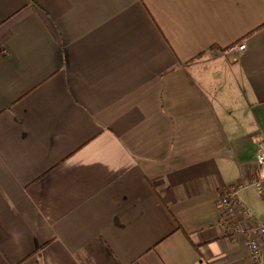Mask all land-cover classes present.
I'll use <instances>...</instances> for the list:
<instances>
[{
  "label": "crops",
  "instance_id": "1",
  "mask_svg": "<svg viewBox=\"0 0 264 264\" xmlns=\"http://www.w3.org/2000/svg\"><path fill=\"white\" fill-rule=\"evenodd\" d=\"M263 144L264 0H0V264H252Z\"/></svg>",
  "mask_w": 264,
  "mask_h": 264
},
{
  "label": "built area",
  "instance_id": "2",
  "mask_svg": "<svg viewBox=\"0 0 264 264\" xmlns=\"http://www.w3.org/2000/svg\"><path fill=\"white\" fill-rule=\"evenodd\" d=\"M244 42L235 43L232 49L242 50ZM256 172L244 183L235 185L245 187L251 185L264 196V144L259 147L255 154ZM219 206L223 208L230 234L240 237L248 250L252 264H264V224L256 219L247 209L239 206L234 196V188L222 192ZM236 212V215H235Z\"/></svg>",
  "mask_w": 264,
  "mask_h": 264
},
{
  "label": "rangeland",
  "instance_id": "3",
  "mask_svg": "<svg viewBox=\"0 0 264 264\" xmlns=\"http://www.w3.org/2000/svg\"><path fill=\"white\" fill-rule=\"evenodd\" d=\"M242 194L247 199L246 202L250 210L256 216L262 218L263 220L264 219V196L257 193L253 188H247L243 190Z\"/></svg>",
  "mask_w": 264,
  "mask_h": 264
},
{
  "label": "trees",
  "instance_id": "4",
  "mask_svg": "<svg viewBox=\"0 0 264 264\" xmlns=\"http://www.w3.org/2000/svg\"><path fill=\"white\" fill-rule=\"evenodd\" d=\"M249 34H250V31H249V32H247V33L244 35V37H245V36H247V35H249ZM244 37H243V36H242V37H240V39H238V41H236V43H237V42H239V41H241V39H242V38H244ZM225 48H228V46H227V47H225Z\"/></svg>",
  "mask_w": 264,
  "mask_h": 264
}]
</instances>
